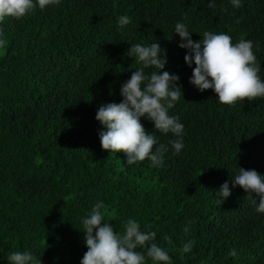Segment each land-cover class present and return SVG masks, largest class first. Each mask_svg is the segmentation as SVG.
Masks as SVG:
<instances>
[{
  "label": "trees",
  "instance_id": "obj_1",
  "mask_svg": "<svg viewBox=\"0 0 264 264\" xmlns=\"http://www.w3.org/2000/svg\"><path fill=\"white\" fill-rule=\"evenodd\" d=\"M208 5L60 0L0 23L7 41L0 48V264L16 251L42 264H80L87 251L82 220L98 202L117 233L129 218L142 232L154 231L171 264H264V213L254 195L232 185L239 168L264 175V97L226 105L212 89L200 92L189 83L195 64L185 63L175 34L182 22L193 41L205 31L228 34L233 44L251 40L264 82V0H241L238 9L231 0ZM125 15L131 22L118 29ZM152 42L166 51L162 71L178 75L182 86L169 110L184 125L179 155L173 134L154 132L141 118L168 147L161 167L147 158L128 165L123 152L102 150L104 129L95 119L100 105L123 100L121 85L139 67L128 48ZM225 182L231 195L220 204L216 192ZM189 241L192 250L182 256ZM145 264L162 262L146 257Z\"/></svg>",
  "mask_w": 264,
  "mask_h": 264
},
{
  "label": "clouds",
  "instance_id": "obj_2",
  "mask_svg": "<svg viewBox=\"0 0 264 264\" xmlns=\"http://www.w3.org/2000/svg\"><path fill=\"white\" fill-rule=\"evenodd\" d=\"M59 3L60 0H0V23L6 18L25 17L37 7L43 10ZM231 4L237 9L242 6L241 0H231ZM208 6L215 7V0H209ZM130 22L126 15L119 17L118 29ZM191 33L184 23L175 24V34L179 35L181 41L178 46L187 50L185 63L189 67L195 64L190 84L200 92L212 89L218 101L226 105H232L237 100L247 99L251 102L257 97H264V82L258 75L260 64L252 51L251 40L240 38L233 44L228 34L205 31L203 38L197 42L192 40ZM2 35L0 32V37ZM6 43L5 39L0 38V48H4ZM126 56L135 59L139 67L121 85L123 100L120 103L112 102L98 107L95 119L104 129L99 132L100 144L102 150L109 153L123 152L128 165L147 158L151 161V167H161L168 147L158 144L154 132L171 133L176 137L169 141L175 155H179L184 147V125L179 122L178 116L169 115V110L181 96L180 77L162 71L167 63L166 51L158 42L148 46L132 44ZM149 68L158 71L146 73L145 69ZM142 117L153 122V133L146 132L141 123ZM232 185L241 187L247 196L254 195L258 199L256 211L264 213V175L254 169L239 168ZM216 195L221 198L218 203L222 204L231 195L229 183H223ZM103 207V202L96 203L82 220L81 232L87 251L80 264H145L146 257L154 262L171 264L168 253L154 242V231L142 232L139 223L129 218L124 222L123 233H117L110 223L104 222ZM194 243L189 241L183 244L181 255L190 252ZM138 247L146 249V256L136 251ZM8 264H42V261H38L30 251H16L8 256Z\"/></svg>",
  "mask_w": 264,
  "mask_h": 264
}]
</instances>
